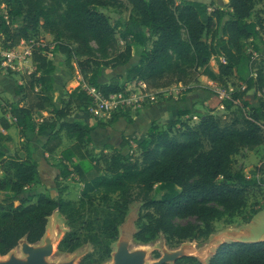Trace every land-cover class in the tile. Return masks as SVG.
<instances>
[{
    "label": "trees",
    "instance_id": "obj_1",
    "mask_svg": "<svg viewBox=\"0 0 264 264\" xmlns=\"http://www.w3.org/2000/svg\"><path fill=\"white\" fill-rule=\"evenodd\" d=\"M258 4L263 8L255 15ZM0 7L4 11L0 13L1 49L48 35L52 52L65 57L68 71H73L74 63L83 84L105 97L125 93L126 84L138 83L147 90L178 86L183 88L178 91L182 95L201 76L226 87L234 72L245 86L241 91L232 90L222 101L226 114H199L190 124V112L180 110L171 122H153L142 137L134 138L132 153L129 139L123 138L117 147H105L95 158L87 150L91 132L107 128L126 114L114 115L96 127L65 121L72 110L87 113L90 100L80 87L67 93L66 101L56 98V64L43 55L47 49H34V69L25 71L22 83L14 86L16 101L7 111L2 109L0 128L7 131L14 126L19 136L47 131L41 149L49 156L62 146L63 138L72 141L60 152L56 187L59 178L75 174L83 188L79 205L64 201L63 189H58L57 197L39 194L32 202L22 197L38 179L32 150L25 145L23 158L0 152V256L22 239L29 244L39 242L55 211L70 228L57 249L71 254L87 244L93 251L79 264H103L111 258L119 227L133 203L140 204L133 234L140 244L160 235L175 245L205 240L214 233V222L232 219L245 209L249 191L260 181L247 178L233 157L264 145V98L258 99L257 106L245 98L249 91L254 95L264 91V0H227L224 8L213 9L191 0H0ZM108 9L118 15L127 13V22L138 29L126 26L117 33L122 22L111 23L103 13ZM132 49L138 50L133 64ZM244 61L250 70L246 78L240 70ZM125 66L123 83L120 77L99 82L103 69ZM47 107L52 112L49 122L39 119ZM10 141L0 132L6 149ZM95 194L107 211L101 215L93 211L87 217L83 209L93 204ZM256 213L244 217V222ZM187 218L198 224L173 222ZM188 263L199 264L192 257L173 264ZM208 264H264V241L222 244Z\"/></svg>",
    "mask_w": 264,
    "mask_h": 264
},
{
    "label": "rangeland",
    "instance_id": "obj_2",
    "mask_svg": "<svg viewBox=\"0 0 264 264\" xmlns=\"http://www.w3.org/2000/svg\"><path fill=\"white\" fill-rule=\"evenodd\" d=\"M191 1H197L201 3H205L210 6L211 9L213 8H224L225 4L227 3V0H214L211 2L210 0H191ZM262 5L258 4L254 8V14L258 15L260 14L262 10ZM0 13L4 14V11L0 7ZM105 15H108L111 23H116L118 20L122 22V26L117 28V33H121L125 30V27L127 26L129 29L136 31L138 28L130 23L127 22V13H123L122 15H118L113 10H105L103 11ZM44 40L47 42V45H49L50 54H53L52 52V38L51 40H48L44 37ZM121 45H123L122 42H120ZM1 40H0V49H1ZM138 50L132 49V61L133 64L138 60ZM55 56L53 55V58ZM64 57V56H63ZM49 59L50 57L47 56ZM129 65V64H128ZM212 65L215 66L214 61H212ZM128 66L120 67L117 69H109L105 68L102 70L99 82L100 83H108L111 78L113 77H120V82H124V74L125 70ZM241 70V76L246 78L250 75L249 70V64L247 61H244L242 66L240 67ZM69 74L70 71L66 70ZM0 75L5 77H12L13 79H17V76L19 75L21 77V73H9L8 75L2 74L0 72ZM57 77H61L60 73H57ZM239 73L234 72L232 77L228 79V85L226 87L215 85L212 90H208V99H209V105L205 106V112L206 114L209 112H212L214 115H223L226 114L223 107L221 106V103L225 97H221L220 94H223L225 96H228L231 91L236 90H242L244 88L243 82H241L239 78ZM59 81V80H58ZM17 80H15V85ZM139 84V83H138ZM138 84H126V88L130 91H135L138 88ZM196 84L195 86H197ZM206 85V84H205ZM58 89L56 90L58 94H55L56 98H63L64 101L67 100V93H70L72 88L66 90L64 87H61L58 84ZM71 87V86H70ZM207 87V86H206ZM183 88H180L178 86L170 87L167 92L165 93L167 98L158 100L159 104L161 101H173L174 96L178 95L180 97L181 95L178 94V91H182ZM55 91V92H56ZM245 98L251 103L252 106H257L258 99L264 98V91L258 93L257 95H254L253 91H249ZM162 99V100H161ZM146 104L143 108H149L153 106H158L159 104ZM11 105L9 103V100L6 98L0 97V116L2 115V109H5L7 111V107ZM235 105L239 106V102H235ZM142 108V109H143ZM141 109V110H142ZM139 110V111H141ZM78 111L72 110L70 113V118L67 117L66 120L71 119V116L75 115ZM81 114H83L81 111H79ZM86 116H88V120L91 123L90 126L96 127L98 123H107V122H99L92 118L88 113H85ZM127 113L123 118L129 117ZM138 113H132L133 116H136ZM193 116H198L197 113H192ZM192 115L190 114L191 120L190 124L195 123L197 120L192 119ZM74 119L77 117L73 116ZM39 119H42L46 122H49L52 120V112L51 108L47 107L45 111L39 113ZM41 122V120H39ZM184 118L183 120H186ZM172 121V120H171ZM170 121V122H171ZM38 122V123H39ZM156 123V122H154ZM169 123V122H167ZM159 124H166V123H159ZM122 126H119L118 131L116 130L113 135L111 133V130L107 129H101V128H95L96 131L92 133L91 139H92V145L88 146V152L92 157H98L100 154V151L105 147H117L119 144V136L120 129ZM33 133V132H32ZM145 134V133H144ZM143 134V135H144ZM33 135H36V132L33 133ZM142 135V136H143ZM18 136V135H17ZM141 136V137H142ZM103 142H107L108 145H101ZM133 143H135L133 141ZM33 144V143H32ZM70 144V141L67 139L63 140L62 146L51 156L45 157L43 155V152L39 150L40 146L37 147L36 150H38V153H36L34 156H32V159L37 163L39 167V173H38V179L35 183H33L31 186H29L26 190H24L22 197L24 198H30L32 202L35 201L36 197L39 194H47L51 197H57L58 195V189H63V192L61 194V198L64 201L72 202L76 205L80 204L81 199V193H82V184L79 183L78 178L75 174L70 175L67 179L59 178L57 180V183L59 187H56V176L59 175V170L57 168L60 152L62 149L66 148ZM136 145V144H135ZM6 145L4 143L0 142V152L5 153ZM108 148V151L109 149ZM8 154V153H7ZM9 154H11L9 152ZM12 154H17L21 158L24 157L25 151L23 148V145L21 143L17 144L16 148L13 150ZM235 164L238 167H241L244 175L249 179H257L260 181V185L256 187H252L249 191L248 198H247V204L245 209L238 215L234 216L232 219L224 218L220 221L214 222V233L207 239L202 240H189L186 242H183L181 244H174V243H168L163 235H160L156 240L153 242H150L146 247H143L140 245V243L136 242L135 240H131V245H134L132 247L130 245V250L133 249H143L146 252V262L151 263L156 259L155 254H157L159 257L162 255L165 251H174L180 248H184V251L191 255L192 258H194L199 264H207L210 257L215 252L216 248L219 246L220 243L226 242L231 243L234 241H251V240H262L264 239V145L257 148L253 152H247V151H241L239 154L233 157ZM83 166H88V161L83 162ZM1 194V193H0ZM115 196L112 197L113 200H115ZM92 205H86L83 209L84 214L88 217L92 214V212H97L98 214H103L107 211V207L105 204L101 202L99 199V195L95 194L93 195V201ZM140 211V204L139 203H133L130 205L128 214L126 216V219L119 230V236H122L125 233L133 234L136 230V222L138 220ZM257 211L255 215L251 218V220L246 224L244 222V217L249 216L253 214V212ZM174 224L176 225H186V224H192L197 225L198 222L193 218H187V219H175ZM70 228L68 227L66 220L63 216H61L58 213L52 214L50 219L48 220L47 230L46 234L53 240L54 243V249L52 255L49 257V262L54 263H61V262H67L70 260H74V264H79L80 259L93 251V248L90 245H82L80 248H78L76 251H74L71 254L61 252L57 249V243L62 239L64 234L68 232ZM234 234L236 236L234 239L233 237H230V234ZM42 243V242H41ZM10 254H13L14 256L18 258H23V255L21 253L20 245H18L15 249H13L7 256L0 257V260H5L8 258ZM110 261H106L103 264H108ZM191 264V263H188Z\"/></svg>",
    "mask_w": 264,
    "mask_h": 264
},
{
    "label": "crops",
    "instance_id": "obj_3",
    "mask_svg": "<svg viewBox=\"0 0 264 264\" xmlns=\"http://www.w3.org/2000/svg\"><path fill=\"white\" fill-rule=\"evenodd\" d=\"M44 37L48 40H51V37L48 35H44ZM53 55L55 56L53 58ZM50 60L53 61L54 64H56L55 72H54V84H55V91L59 88L58 84L61 87H64L66 90L70 91L69 89L72 88L71 91L76 89L77 87L82 88L84 86L83 81L81 77L78 75L76 67L73 64V71L70 72V74L66 71L68 70L65 66V57L59 53L53 52V54H50ZM57 73L61 74V77H57ZM22 76V75H21ZM100 79V78H99ZM15 80H17V84H21V77L18 75L17 79H13L12 77H5L0 75V97L6 98L9 100V103L12 104L16 101V97L14 95V86H15ZM59 80V81H58ZM206 84V85H205ZM216 84L209 81L206 77L201 76L198 79V85L192 86V90L190 92H187L185 94H180L181 96L178 97V95H175L173 98V101H161V103L158 106H153L149 108H143L141 111H138L136 116H133L131 113L128 114L129 117L123 118L120 117L118 120L113 123L112 125L108 126L107 130H111V133H113L118 129L119 126H122L119 130L120 133L118 134L119 138L118 140L121 141L124 139H129V142L132 141L134 138H140L144 133H146L151 125V123H167L173 120L177 114L178 111H189L190 114L197 113V114H206L205 106L209 105V99H208V90H212V88ZM71 86V87H70ZM207 86V87H206ZM213 86V87H212ZM70 91V92H71ZM55 94H58L56 91ZM8 108V107H7ZM9 109V108H8ZM7 109V110H8ZM212 113V112H211ZM77 117L74 119V117ZM71 116V119L66 120L67 122H73V121H79L87 125H91L89 122L88 116H86L85 113L81 114L79 111ZM193 116V115H192ZM187 116L183 117L186 118ZM6 118L8 121L12 123V119L9 117V115L6 114ZM70 118V117H69ZM97 129V128H96ZM95 130L91 132L94 133ZM0 132L3 135L9 136L11 141L8 143L9 148L5 149V154H9V152L12 154L13 150L16 148L17 144L21 143L23 145V148L25 145L30 147V149L33 152L34 156L36 153H38L37 147L41 149V146L44 144L48 137V132H42V133H36V135H33L32 132L28 131L24 135L19 136L18 130L12 126L7 131H3L0 128ZM90 134V135H91ZM18 135V136H17ZM91 138V136H90ZM65 138H63L64 140ZM33 143V144H32ZM72 141H70V144ZM92 143V139H91ZM120 143V142H119ZM63 144V143H62ZM69 144V145H70ZM136 144V143H135ZM68 145V146H69ZM92 145V144H90ZM101 145H108L107 142H103ZM45 157H48L49 155L44 154Z\"/></svg>",
    "mask_w": 264,
    "mask_h": 264
},
{
    "label": "built area",
    "instance_id": "obj_4",
    "mask_svg": "<svg viewBox=\"0 0 264 264\" xmlns=\"http://www.w3.org/2000/svg\"><path fill=\"white\" fill-rule=\"evenodd\" d=\"M51 48H53V44ZM34 49H47L42 53L46 57H50V52H48L49 45H47L43 36L28 41H21L17 46L9 49H0V72L5 75L18 72L23 74L25 71L27 73L32 72L34 67L31 64V55ZM82 88L90 100L87 113L99 122H107L114 115L136 113L146 104H157L159 97L162 99L167 98L165 93L169 89L147 90L144 84L139 83L135 91L126 89L125 93L112 94L105 97L94 87H86L84 85ZM220 96L228 98V96L223 94H220ZM192 119L197 120V117L193 116ZM129 144L130 153H132L135 143L130 141Z\"/></svg>",
    "mask_w": 264,
    "mask_h": 264
},
{
    "label": "water",
    "instance_id": "obj_5",
    "mask_svg": "<svg viewBox=\"0 0 264 264\" xmlns=\"http://www.w3.org/2000/svg\"><path fill=\"white\" fill-rule=\"evenodd\" d=\"M55 212H53V214ZM120 227H119V230H120ZM46 230H47V226H46ZM46 230H45V234L43 238L37 243L29 244L28 242L25 241V239H22L19 242L18 245H20L23 258H18L14 256L13 254H10L7 259L0 260V264H74V260H70L67 262H61V263H54V262L48 261L49 257L53 253L54 243H53V240L46 234ZM133 234L125 233L122 236L118 235L117 241L112 246L113 251L111 253V258L109 259L110 263L108 264H173L177 259H180L182 257H192L191 255L187 254L184 251V248H180L174 251H165L162 253V255L157 260H154L151 263H147L146 262L147 254L145 250L143 249L130 250V245H131V240L133 239ZM230 237H233L234 239L236 236H234V234L231 233ZM256 241L257 240H254V241L251 240L247 242H256ZM258 241H264V239L262 240L260 239ZM234 242H243V241H234ZM225 243L226 242L220 243L219 246ZM148 244H140V245L143 247H146ZM218 247L216 248V250L218 249ZM215 252L213 253V255L215 254ZM5 256H0V257H5Z\"/></svg>",
    "mask_w": 264,
    "mask_h": 264
},
{
    "label": "bare ground",
    "instance_id": "obj_6",
    "mask_svg": "<svg viewBox=\"0 0 264 264\" xmlns=\"http://www.w3.org/2000/svg\"><path fill=\"white\" fill-rule=\"evenodd\" d=\"M132 247H134V245H131Z\"/></svg>",
    "mask_w": 264,
    "mask_h": 264
}]
</instances>
